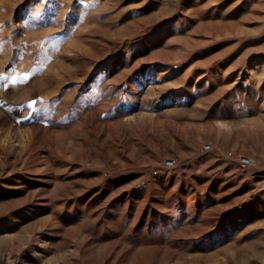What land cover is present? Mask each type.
Returning <instances> with one entry per match:
<instances>
[{
	"label": "rangeland",
	"instance_id": "1",
	"mask_svg": "<svg viewBox=\"0 0 264 264\" xmlns=\"http://www.w3.org/2000/svg\"><path fill=\"white\" fill-rule=\"evenodd\" d=\"M0 264H264V0H0Z\"/></svg>",
	"mask_w": 264,
	"mask_h": 264
},
{
	"label": "built area",
	"instance_id": "2",
	"mask_svg": "<svg viewBox=\"0 0 264 264\" xmlns=\"http://www.w3.org/2000/svg\"><path fill=\"white\" fill-rule=\"evenodd\" d=\"M206 148L207 149H210L211 148V145H207ZM239 162H240V165L243 168H249L253 164H255V159L253 157H251V156H248V155H241L239 157ZM166 164L168 166H173V165L176 164V161L174 159L170 158V159H167Z\"/></svg>",
	"mask_w": 264,
	"mask_h": 264
},
{
	"label": "snow or ice",
	"instance_id": "3",
	"mask_svg": "<svg viewBox=\"0 0 264 264\" xmlns=\"http://www.w3.org/2000/svg\"><path fill=\"white\" fill-rule=\"evenodd\" d=\"M27 78H25V80H26ZM14 83H15V81H13ZM33 103H35V101H33Z\"/></svg>",
	"mask_w": 264,
	"mask_h": 264
}]
</instances>
